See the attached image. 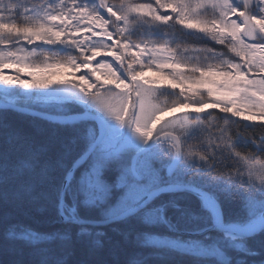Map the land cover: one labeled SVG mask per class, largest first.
<instances>
[{"label": "snow or ice", "instance_id": "obj_1", "mask_svg": "<svg viewBox=\"0 0 264 264\" xmlns=\"http://www.w3.org/2000/svg\"><path fill=\"white\" fill-rule=\"evenodd\" d=\"M9 111L12 264H264V0H0Z\"/></svg>", "mask_w": 264, "mask_h": 264}, {"label": "trees", "instance_id": "obj_2", "mask_svg": "<svg viewBox=\"0 0 264 264\" xmlns=\"http://www.w3.org/2000/svg\"><path fill=\"white\" fill-rule=\"evenodd\" d=\"M72 112H79L78 109H74ZM0 119L5 120L11 126L21 129L26 133L35 136L38 140H48L57 136L63 135L66 129L55 122H50L40 117H34L26 113H17L9 111L6 114H0ZM37 217L39 214H35ZM25 220L31 219L29 216L23 217ZM3 241L0 240V264H12V261L20 259L21 256L17 252L10 251L3 246ZM134 254L132 249H124L119 253V258L122 261L127 260ZM93 259V260H107L109 256L107 250L99 252L96 256L89 257L88 250L82 245H78L76 248L74 259ZM23 259H33L27 250L24 251Z\"/></svg>", "mask_w": 264, "mask_h": 264}, {"label": "water", "instance_id": "obj_3", "mask_svg": "<svg viewBox=\"0 0 264 264\" xmlns=\"http://www.w3.org/2000/svg\"><path fill=\"white\" fill-rule=\"evenodd\" d=\"M33 110H36V109H33ZM26 114H28V113H26ZM77 114H79V112L70 113V115H77ZM29 115H30V114H29ZM47 121H50V122H55V123H57L56 121H51V120H47Z\"/></svg>", "mask_w": 264, "mask_h": 264}, {"label": "rangeland", "instance_id": "obj_4", "mask_svg": "<svg viewBox=\"0 0 264 264\" xmlns=\"http://www.w3.org/2000/svg\"><path fill=\"white\" fill-rule=\"evenodd\" d=\"M39 91H51V89H44V90H39ZM74 113V112H71Z\"/></svg>", "mask_w": 264, "mask_h": 264}]
</instances>
